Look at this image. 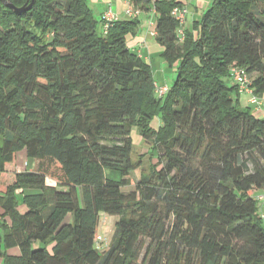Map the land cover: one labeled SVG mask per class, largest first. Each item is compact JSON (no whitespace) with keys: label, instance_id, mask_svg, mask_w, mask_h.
<instances>
[{"label":"trees","instance_id":"1","mask_svg":"<svg viewBox=\"0 0 264 264\" xmlns=\"http://www.w3.org/2000/svg\"><path fill=\"white\" fill-rule=\"evenodd\" d=\"M8 2L27 9L0 2V264H264V118L229 78L264 96V0H212L181 41V2L130 0L176 72L162 97L126 42L137 17L98 30L86 0ZM133 127L150 164L126 191ZM19 153L32 166L5 182Z\"/></svg>","mask_w":264,"mask_h":264},{"label":"rangeland","instance_id":"2","mask_svg":"<svg viewBox=\"0 0 264 264\" xmlns=\"http://www.w3.org/2000/svg\"><path fill=\"white\" fill-rule=\"evenodd\" d=\"M87 1V6L92 11L93 18L96 20L98 26L97 29L99 30L101 26V21L104 15V10L101 11L102 6L105 7L110 3L109 0H86ZM125 1V0H123ZM185 2V7L187 8V11L185 9V27H189L191 29L192 24L194 23L193 18L198 17L197 20H199L203 13L208 9V7L211 5L212 0H202V2L199 0H182ZM112 6V4H111ZM127 6V4H126ZM109 7V6H108ZM129 8V7H127ZM183 10V9H182ZM101 11V12H100ZM126 11L124 14H126ZM99 13H101L99 15ZM149 12H142L138 15V17L146 18V15ZM196 15V16H195ZM150 19H146V26H145V33L146 31L150 29H154V22L153 19H151V15L149 16ZM194 18V19H195ZM196 20V21H197ZM184 34V33H183ZM174 70V71H173ZM153 79L155 81V84L157 85V89H161L160 87H163V85H166L167 87L173 83V81L176 79V72L175 69H169L168 73L163 77L161 72L159 73V69L156 67H153L151 69ZM173 71V72H172ZM253 78V77H252ZM227 86H230V82L227 80L226 81ZM243 94H240V100L239 103L241 107H243V103L245 101ZM261 101V100H260ZM262 102V101H261ZM264 107V103H263ZM160 123L158 115L154 117L153 121L151 122V127L156 128ZM131 140H132V154L131 158L135 164L141 165L138 169H136L133 173L130 174L129 179H130V188L126 189V191H130L134 188V186L138 183L139 180V175L141 172H147V168L150 164V159L148 155L146 154V151L150 148V144H147L143 141H141L140 136L138 134V129L136 127H133L131 129ZM22 153H19L17 161H19V158L22 157V160L19 161V164H13L7 167L6 173L4 175V181L11 182L13 180V175L18 171H28L30 170L32 164H29V161L25 160L24 155H21ZM21 155V156H20ZM156 159L154 158L152 160V163H154ZM18 163V162H17ZM49 183H52V181L48 180ZM17 200L22 201L23 195L19 193V191L16 194ZM0 212L2 210L0 209ZM117 221L116 217H110V216H105L102 215L100 222H99V227H98V233H97V249L99 250L100 253H104L108 250V248L111 246V244L114 242L116 238V231H115V223ZM264 226V223H263Z\"/></svg>","mask_w":264,"mask_h":264},{"label":"crops","instance_id":"3","mask_svg":"<svg viewBox=\"0 0 264 264\" xmlns=\"http://www.w3.org/2000/svg\"><path fill=\"white\" fill-rule=\"evenodd\" d=\"M109 1H110V3L108 5H106L105 7L102 6L101 11L104 10L103 13H105L106 11L110 10L111 13L115 16V18L117 20H119V21L127 20V17L124 14V12H125V10L128 9L127 7H131V6L129 4H127L123 0H109ZM176 1L181 2L183 4L184 12H185V9L187 11V8L185 7V2L184 1H182V0H176ZM200 1L202 2V0H199V2ZM111 4H112V6H111ZM126 4H127V6H126ZM148 12L149 13L146 15V18L142 19L141 17L137 16V19L140 22L138 30L136 31V33L133 36L127 37L126 42H127L128 47L131 50H133L134 52H136L137 55L145 63L149 64L151 69H153V67L158 68L159 69V73L161 72L162 76L164 77L168 73L170 68H168L166 66L165 62L161 58L162 48L155 42V33H154L155 29H150V30L146 31V33H145V30H146L145 29L146 19H150V17H149L150 15H151V19L154 18L153 22H154V27H155V16H154V13H153V11H148ZM91 13H92V11H91ZM100 14L101 13H99V15ZM194 18H193V20H194V22H196L198 17H196L195 19ZM99 27H100L99 30H101L102 21H101V26H99ZM181 30H182L183 33L185 31H189L190 30L189 27L188 28L185 27V17H184V23H183V26H182ZM162 86L163 87H160V88H167L168 89V87H169V86L167 87L166 85H163V84H162ZM242 96H244V99H245V101L243 103V107H249L251 109V113L255 117L264 118V107H263L264 96L260 97V100L262 101L260 106H255V105L249 104V102H248L249 96L247 94H243ZM239 100H240V97H239ZM20 160H22V157L19 158V161ZM19 161H18L17 164H19ZM29 164L31 165L30 161H29ZM21 170H18V171H21ZM254 196L258 197L257 198L258 213H259L260 217L263 219V222H264V192H263V190L255 191L254 192ZM23 210H24V207L23 206L20 207V211H23ZM1 213L2 212H0V214Z\"/></svg>","mask_w":264,"mask_h":264},{"label":"built area","instance_id":"4","mask_svg":"<svg viewBox=\"0 0 264 264\" xmlns=\"http://www.w3.org/2000/svg\"><path fill=\"white\" fill-rule=\"evenodd\" d=\"M125 2L127 4H130V0H125ZM140 13L133 10L131 7H129L126 11V17L127 18H134L137 17ZM172 14L174 15V17L177 19L179 25H180V30L178 33V37L179 40L181 41L183 39V32L181 30L183 23H184V16H185V12L182 9L179 8H175L172 11ZM117 20L115 18V16L111 13L110 10L106 11L103 15L102 18V28L101 30L105 29L107 27V25L113 21ZM230 80L232 82V84L238 89V93L239 94H247L249 96L248 102L251 105H255V106H260L261 105V101L260 98L254 96L252 90L250 89V80L249 77L247 76V74L245 73V71L237 66H233L230 69ZM167 88H161V89H157V96L162 97L164 94H166L167 92ZM263 192H264V188H262ZM258 197H256L257 199Z\"/></svg>","mask_w":264,"mask_h":264},{"label":"water","instance_id":"5","mask_svg":"<svg viewBox=\"0 0 264 264\" xmlns=\"http://www.w3.org/2000/svg\"><path fill=\"white\" fill-rule=\"evenodd\" d=\"M0 2L3 4V6H5L6 8H9L14 13L24 12L27 9L25 6H23L21 8H16L10 2H8V0H0ZM32 3H33V0H31V4Z\"/></svg>","mask_w":264,"mask_h":264}]
</instances>
